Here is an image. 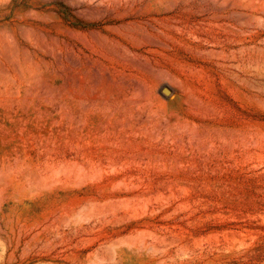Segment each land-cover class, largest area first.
I'll return each instance as SVG.
<instances>
[{
  "label": "rangeland",
  "instance_id": "1",
  "mask_svg": "<svg viewBox=\"0 0 264 264\" xmlns=\"http://www.w3.org/2000/svg\"><path fill=\"white\" fill-rule=\"evenodd\" d=\"M0 264H264V0H0Z\"/></svg>",
  "mask_w": 264,
  "mask_h": 264
},
{
  "label": "bare ground",
  "instance_id": "2",
  "mask_svg": "<svg viewBox=\"0 0 264 264\" xmlns=\"http://www.w3.org/2000/svg\"><path fill=\"white\" fill-rule=\"evenodd\" d=\"M3 175V174H2ZM5 176H7V175H4V178H5ZM1 177H3V176H1ZM4 178H3V180H4ZM7 179V178H6ZM3 180H2V182H3Z\"/></svg>",
  "mask_w": 264,
  "mask_h": 264
}]
</instances>
